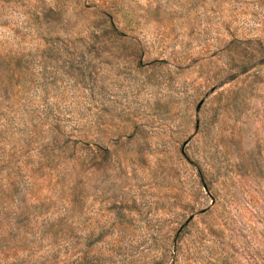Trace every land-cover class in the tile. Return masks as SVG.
<instances>
[{
    "label": "rangeland",
    "instance_id": "rangeland-1",
    "mask_svg": "<svg viewBox=\"0 0 264 264\" xmlns=\"http://www.w3.org/2000/svg\"><path fill=\"white\" fill-rule=\"evenodd\" d=\"M0 264H264V0H0Z\"/></svg>",
    "mask_w": 264,
    "mask_h": 264
}]
</instances>
